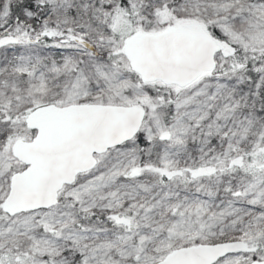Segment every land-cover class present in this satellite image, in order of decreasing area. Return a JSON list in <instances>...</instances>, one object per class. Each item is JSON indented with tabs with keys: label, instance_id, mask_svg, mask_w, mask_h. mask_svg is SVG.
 <instances>
[{
	"label": "snow or ice",
	"instance_id": "6c2138e0",
	"mask_svg": "<svg viewBox=\"0 0 264 264\" xmlns=\"http://www.w3.org/2000/svg\"><path fill=\"white\" fill-rule=\"evenodd\" d=\"M0 264H264V0H0Z\"/></svg>",
	"mask_w": 264,
	"mask_h": 264
}]
</instances>
